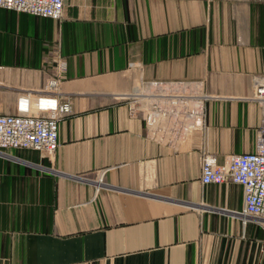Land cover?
Returning a JSON list of instances; mask_svg holds the SVG:
<instances>
[{"label":"crops","instance_id":"0c3cea01","mask_svg":"<svg viewBox=\"0 0 264 264\" xmlns=\"http://www.w3.org/2000/svg\"><path fill=\"white\" fill-rule=\"evenodd\" d=\"M64 3L61 20L0 7V110L46 97L61 60L72 106L55 154H0V264H264L243 186L201 179L203 154L256 148L264 0ZM155 81L202 96V126L153 136L122 96Z\"/></svg>","mask_w":264,"mask_h":264},{"label":"built area","instance_id":"2783aa9c","mask_svg":"<svg viewBox=\"0 0 264 264\" xmlns=\"http://www.w3.org/2000/svg\"><path fill=\"white\" fill-rule=\"evenodd\" d=\"M64 0H0V7L27 12L40 17L61 20ZM137 65L135 62L131 66ZM66 62L61 60L58 69L46 84V97L35 105H24L16 113L0 110V154L7 148H32L50 155L59 148L60 121L72 113L68 101L57 97L61 80L65 77ZM163 82L138 83L122 96L129 101L130 112L144 117L153 136H187L190 129L202 126L205 109L203 97L198 96L190 109V92L172 90L166 93ZM152 87L153 91L146 89ZM252 99L257 101L262 112L261 124L257 129L256 148L241 154L230 155L223 164L212 154L201 158L204 184L231 181L244 188L245 206L242 216L252 215L264 222V77L255 86ZM168 103L169 108L164 107ZM171 122L165 124V118ZM105 171L100 172L94 182L96 191L106 185Z\"/></svg>","mask_w":264,"mask_h":264}]
</instances>
